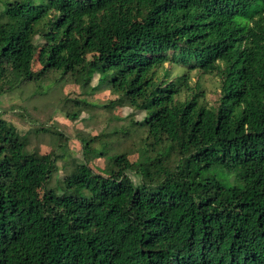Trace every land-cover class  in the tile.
<instances>
[{"label":"trees","instance_id":"16d2710c","mask_svg":"<svg viewBox=\"0 0 264 264\" xmlns=\"http://www.w3.org/2000/svg\"><path fill=\"white\" fill-rule=\"evenodd\" d=\"M53 75L143 113L144 147L67 160L0 116V264H264V0H0V87Z\"/></svg>","mask_w":264,"mask_h":264},{"label":"rangeland","instance_id":"374dc122","mask_svg":"<svg viewBox=\"0 0 264 264\" xmlns=\"http://www.w3.org/2000/svg\"><path fill=\"white\" fill-rule=\"evenodd\" d=\"M55 77L53 75L41 85L26 84L12 91H6L5 84L0 87V116L14 126L20 136L27 135L29 150L46 153L52 149L62 151L67 160H81L83 141L93 139L92 148H102L109 156L126 152L130 161H137L144 147L145 133L132 124L141 121L143 113L128 107H104L115 99L109 90L101 87L98 92L85 94L78 85L56 82ZM96 81L97 76L90 87H96ZM197 82L202 86L203 100L216 105L220 78L193 75L192 83ZM43 129L57 131L61 138ZM106 162V156H102L93 158L89 165L94 172L101 173ZM63 164L61 159L57 162L59 170L50 186H55L57 179L69 171ZM129 177L133 182H139L135 173H129Z\"/></svg>","mask_w":264,"mask_h":264}]
</instances>
